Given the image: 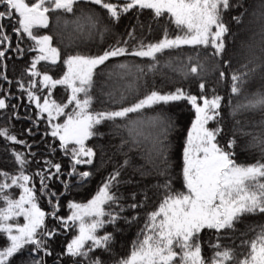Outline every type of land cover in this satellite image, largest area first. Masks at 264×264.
Returning <instances> with one entry per match:
<instances>
[{
    "label": "snow or ice",
    "instance_id": "snow-or-ice-1",
    "mask_svg": "<svg viewBox=\"0 0 264 264\" xmlns=\"http://www.w3.org/2000/svg\"><path fill=\"white\" fill-rule=\"evenodd\" d=\"M0 264H264V0H0Z\"/></svg>",
    "mask_w": 264,
    "mask_h": 264
},
{
    "label": "trees",
    "instance_id": "trees-1",
    "mask_svg": "<svg viewBox=\"0 0 264 264\" xmlns=\"http://www.w3.org/2000/svg\"><path fill=\"white\" fill-rule=\"evenodd\" d=\"M252 24V26L253 27H250L252 30H254V31H258L259 30V24L258 23H255V22H252L251 23ZM258 26V27H257ZM244 38H247V36L245 35L244 36ZM213 78H210V81L212 80ZM57 95L58 96H60V97H63L64 95H66V93H63V91L62 90H57ZM184 116H185V118L187 119V117H189L191 114L187 111V110H185V113L183 114ZM17 126H19V125H17ZM190 126V125H189ZM177 188H179V183H177ZM62 213H66L67 212V208L66 207H64V208H62ZM69 235H71V233H69ZM135 237L133 236V239H134Z\"/></svg>",
    "mask_w": 264,
    "mask_h": 264
},
{
    "label": "rangeland",
    "instance_id": "rangeland-1",
    "mask_svg": "<svg viewBox=\"0 0 264 264\" xmlns=\"http://www.w3.org/2000/svg\"><path fill=\"white\" fill-rule=\"evenodd\" d=\"M250 25H251V26H250ZM250 25H249L250 27H253L251 23H250ZM257 27H258V26H257ZM245 39H246V38H245Z\"/></svg>",
    "mask_w": 264,
    "mask_h": 264
}]
</instances>
